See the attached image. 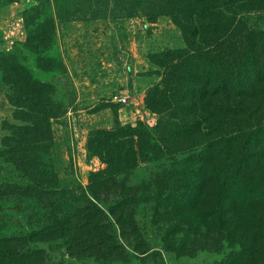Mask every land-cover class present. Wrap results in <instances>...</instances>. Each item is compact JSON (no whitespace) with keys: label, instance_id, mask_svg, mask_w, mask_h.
<instances>
[{"label":"rangeland","instance_id":"1","mask_svg":"<svg viewBox=\"0 0 264 264\" xmlns=\"http://www.w3.org/2000/svg\"><path fill=\"white\" fill-rule=\"evenodd\" d=\"M252 1L229 8L238 30L264 28V6ZM150 11L147 0H0V236L17 239L19 255L36 252L28 263L264 264V204L233 203L211 220L212 193L187 206L163 199L164 174L189 152L219 146L230 163L258 151L245 136L264 129V93L196 85L187 109L169 100L184 59L234 38L185 37L169 14ZM224 104L230 112L214 116ZM28 113L45 117L37 133ZM161 117L199 130L168 135L156 158L139 154L131 128L154 135ZM251 166L246 179L264 178V161ZM32 181L35 195L10 192Z\"/></svg>","mask_w":264,"mask_h":264},{"label":"trees","instance_id":"2","mask_svg":"<svg viewBox=\"0 0 264 264\" xmlns=\"http://www.w3.org/2000/svg\"><path fill=\"white\" fill-rule=\"evenodd\" d=\"M151 13H167L173 22L180 28L183 36H193V34L217 33L218 37L226 31L234 38L228 42L229 47L210 52V49H199V53L191 55L192 58L184 59L182 70L178 71L180 75L179 82L175 80V93L169 97L177 100L180 106L181 102H188L183 108L187 109L192 103L193 95L191 91L193 86H210L209 95H218L221 93L238 92L243 97L259 95L264 93V28L246 27L242 30L236 28L235 15L229 12L232 4L246 0H147ZM264 6V0H255ZM254 8V7H252ZM149 12V11H148ZM229 12V13H228ZM240 31V32H239ZM239 32V33H237ZM221 44L220 46H222ZM7 73L9 63L3 64ZM10 82H14L11 81ZM199 90V99H202L201 90ZM166 94L160 95V98ZM31 101L28 105L32 106ZM28 108L29 111L33 109ZM216 113L213 115L230 112L231 107L228 104L223 106H214ZM37 110V109H36ZM39 110V109H38ZM180 113V112H179ZM30 123L26 124L32 133H37L36 127H40L45 120L43 114H30ZM196 121H184L182 118L173 117L169 120L161 117L154 125L156 133L151 135L147 130L140 131L133 127L137 140V149L139 154H143L146 147L155 158L159 152L166 146L164 140L170 135L180 137L183 133L186 136L199 130ZM44 124V123H43ZM42 124V125H43ZM199 126V125H198ZM118 136L120 132H118ZM233 137V136H232ZM247 143L255 147L260 145L258 151H245L234 161L227 163L222 150L218 146L214 149L199 148L189 152L177 165H172L166 171L163 178H170L166 185V194L171 198L176 197L184 206L200 204L207 200V192L213 194V200L208 203H215L216 211H210L211 220H216L223 212H229L233 203H238L240 208H246L251 205L264 204V178L256 181L246 179V176L252 174L251 165L258 166L259 161H264V129H255L246 134ZM150 138V140H149ZM231 139V137L229 138ZM96 144L100 146L98 140ZM174 142V141H173ZM164 146V147H163ZM253 147V148H254ZM98 150V149H97ZM225 154H228L225 151ZM133 155V151L130 152ZM117 154L122 155L120 152ZM144 156V155H143ZM184 161V164L183 162ZM179 163V164H178ZM106 165H111L115 172H118L116 161L113 159L107 161ZM259 167V166H258ZM108 168V167H107ZM171 174H173L171 176ZM108 176L107 173L97 175L101 180ZM162 177V174L161 176ZM252 179V176H250ZM158 178V183H159ZM36 182L32 181L26 186L13 184V191L17 196H28L35 193ZM181 185H177V184ZM183 191V192H181ZM160 192V191H159ZM90 193V192H89ZM94 197V193H90ZM4 195V194H3ZM35 195V194H34ZM96 195V194H95ZM0 196H2L0 194ZM127 197L123 200H128ZM248 217L253 218L248 215ZM116 218L115 224L120 226V218ZM264 237V227L260 228ZM17 240V239H16ZM13 237L0 236V246L8 247L5 250L0 249V264H32L27 260L30 256H36L33 250L30 253L19 255L17 249L11 248V245L17 242ZM10 244V245H9ZM17 244V243H15ZM11 248V249H10ZM38 251V250H37ZM36 264V262H35Z\"/></svg>","mask_w":264,"mask_h":264},{"label":"built area","instance_id":"3","mask_svg":"<svg viewBox=\"0 0 264 264\" xmlns=\"http://www.w3.org/2000/svg\"><path fill=\"white\" fill-rule=\"evenodd\" d=\"M119 99L124 100V97H119Z\"/></svg>","mask_w":264,"mask_h":264}]
</instances>
